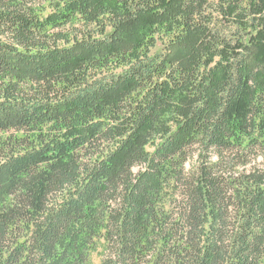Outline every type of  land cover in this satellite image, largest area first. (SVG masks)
<instances>
[{
  "label": "trees",
  "instance_id": "1",
  "mask_svg": "<svg viewBox=\"0 0 264 264\" xmlns=\"http://www.w3.org/2000/svg\"><path fill=\"white\" fill-rule=\"evenodd\" d=\"M0 264H264V0H0Z\"/></svg>",
  "mask_w": 264,
  "mask_h": 264
}]
</instances>
